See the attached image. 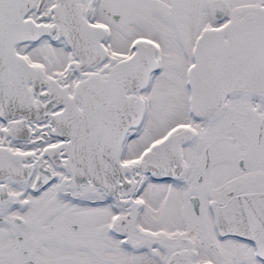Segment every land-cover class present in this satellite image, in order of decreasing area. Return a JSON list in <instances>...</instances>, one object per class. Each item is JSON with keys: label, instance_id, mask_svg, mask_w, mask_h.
<instances>
[{"label": "snow or ice", "instance_id": "snow-or-ice-1", "mask_svg": "<svg viewBox=\"0 0 264 264\" xmlns=\"http://www.w3.org/2000/svg\"><path fill=\"white\" fill-rule=\"evenodd\" d=\"M0 264H264V0H0Z\"/></svg>", "mask_w": 264, "mask_h": 264}]
</instances>
